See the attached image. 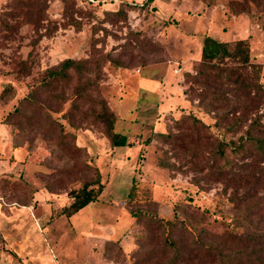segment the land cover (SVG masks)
<instances>
[{
	"label": "rangeland",
	"instance_id": "obj_1",
	"mask_svg": "<svg viewBox=\"0 0 264 264\" xmlns=\"http://www.w3.org/2000/svg\"><path fill=\"white\" fill-rule=\"evenodd\" d=\"M205 39L248 44L262 86L255 103L224 87L218 94L229 105L212 108L214 85L195 75ZM64 59L90 63L81 77L70 69L67 83L20 104ZM88 83L85 100L77 98L74 89ZM60 93L65 100L50 98ZM94 101L114 115L127 146L109 147L103 124L85 116L99 109ZM190 115L209 129L196 131ZM240 117L245 124L228 132ZM252 121L264 134V0H0V264H171L150 213L203 229L204 249L173 230L183 252L175 264H264V242H244L264 234V161L234 159L235 177L248 172L259 186L213 174L216 137L235 141ZM61 135L80 150L64 147ZM93 168L98 201L49 222Z\"/></svg>",
	"mask_w": 264,
	"mask_h": 264
},
{
	"label": "trees",
	"instance_id": "obj_2",
	"mask_svg": "<svg viewBox=\"0 0 264 264\" xmlns=\"http://www.w3.org/2000/svg\"><path fill=\"white\" fill-rule=\"evenodd\" d=\"M249 58V47L244 40H238L233 44L215 42L211 39L204 40L201 50V60L195 75L202 81L214 85L215 91L212 94L213 98L210 101L212 108L229 105L228 98L224 95L222 96L218 94V92L222 94L224 87L227 88V92H230L234 98L242 99L245 102L250 103L256 102L259 94L262 92V86L259 82V68L257 65H252ZM225 59L237 62L236 67L222 69L216 65V61H223ZM109 61L115 63L113 60L109 59ZM89 63L90 61L88 59H64L56 67L46 69L44 76L40 79V82L37 85V88L29 92L20 101V104H26L27 106L33 105L32 102L38 94L37 89H40L41 91L48 89L55 90L59 84L67 83L70 80V76L68 74V70L70 69H73L77 76L81 77V74L87 70V65ZM96 66L98 68V65ZM248 69L251 71V74L246 71ZM209 71H212V73L210 74ZM184 76L186 81L191 80V75H189V73H185ZM88 86L89 83L88 85H78L74 89L76 97H82L81 99L85 100L83 96H85L84 93L89 88ZM208 94V91L203 90L201 91V95H196V98H198V100H202L203 97ZM60 97L65 100L63 93L50 98L59 99ZM59 105L61 104L58 103V106ZM94 105H98L99 109L92 110L91 108L85 112V116L88 115L92 117L95 123L103 124L105 134L104 137L107 139L109 147L117 148L127 146V138L114 131V115L101 102L94 101ZM72 109L79 113L77 105L73 104ZM233 110H235V108ZM19 113V110L16 109L13 114ZM191 119L193 127L196 131L199 127L204 128L205 130L209 129V126L202 123V121H200L197 117L191 116ZM240 124H245L243 118L241 117L227 126L228 132H234ZM260 131H262L261 127L252 121V123L247 126L245 132L240 134L235 141L221 138L217 139L216 137L217 142L212 156L214 160H219V164L213 174L221 178H226L230 182H237L238 180H241L245 186L261 185L262 182L259 180L258 176L255 177L254 175L246 172L241 177L236 178V171H233V169L236 168L234 159H244L246 157L255 156L264 161V134ZM258 132L261 134L259 135ZM155 136L165 139L169 138V135L167 134H156ZM65 138L66 135H61L60 137L61 144L64 147L70 148V145L73 144L74 151L80 150V148L74 144L75 138L73 136H71L68 141H66ZM146 142H149V140ZM158 165L165 170L172 169L170 165L164 164L163 161H160ZM92 173V178L89 181L82 183L78 189L70 190L68 192L70 203L68 206L62 207L55 215H51L49 222L60 216L70 218L80 210L98 201V198L103 190V185L101 183L99 170L93 168ZM133 190L134 185L132 187V191ZM228 201H230L232 205H236L235 198L230 197ZM13 203L15 202H10L9 204ZM260 208L261 207L259 206L248 209L246 216L258 212ZM149 219L153 223L157 224L161 230V234L163 236V248L165 252L167 250L168 253L171 254V264H175L183 254L179 245H177L175 240L171 237L173 230L176 227L189 234L193 238L195 245L202 249L206 248L202 243L203 229L198 224H195L188 219H181L176 214H174L172 218L165 219L150 213ZM261 241L264 242V234H247L244 239V242L253 246L259 245ZM1 243L2 240H0V244ZM150 260L151 257H148L140 263H145ZM262 260H264V257Z\"/></svg>",
	"mask_w": 264,
	"mask_h": 264
},
{
	"label": "crops",
	"instance_id": "obj_3",
	"mask_svg": "<svg viewBox=\"0 0 264 264\" xmlns=\"http://www.w3.org/2000/svg\"><path fill=\"white\" fill-rule=\"evenodd\" d=\"M127 143H128V141H127ZM0 172H1V168H0ZM15 204V203H14ZM10 205V204H9ZM9 205H7L8 207H9ZM11 206H13V205H11Z\"/></svg>",
	"mask_w": 264,
	"mask_h": 264
}]
</instances>
